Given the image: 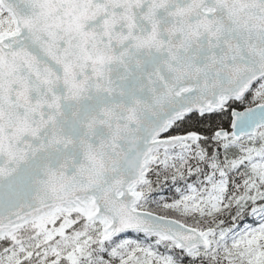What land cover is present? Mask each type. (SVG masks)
<instances>
[{"label":"snow or ice","instance_id":"snow-or-ice-1","mask_svg":"<svg viewBox=\"0 0 264 264\" xmlns=\"http://www.w3.org/2000/svg\"><path fill=\"white\" fill-rule=\"evenodd\" d=\"M0 264H264V0H0Z\"/></svg>","mask_w":264,"mask_h":264}]
</instances>
